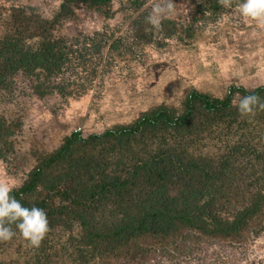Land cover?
I'll return each mask as SVG.
<instances>
[{
  "label": "trees",
  "instance_id": "1",
  "mask_svg": "<svg viewBox=\"0 0 264 264\" xmlns=\"http://www.w3.org/2000/svg\"><path fill=\"white\" fill-rule=\"evenodd\" d=\"M7 2L0 4V103L12 102L18 78L29 99H81L97 78L95 56L108 71L151 70L149 50L173 40L197 45L198 21L235 8L195 0L187 21L166 18L155 30L144 22L149 0H61L49 16ZM79 9L100 18L102 29L66 36ZM116 16L121 22L107 25ZM251 94L264 99V85H231L222 97L188 89L100 133L73 131L53 150L32 140L12 195L43 208L50 231L34 248L13 225L17 235L0 242V264H206L212 246H246L264 221V111L242 117L233 99ZM23 129V115L0 112L6 166L19 158Z\"/></svg>",
  "mask_w": 264,
  "mask_h": 264
},
{
  "label": "rangeland",
  "instance_id": "2",
  "mask_svg": "<svg viewBox=\"0 0 264 264\" xmlns=\"http://www.w3.org/2000/svg\"><path fill=\"white\" fill-rule=\"evenodd\" d=\"M194 2L174 0L176 12L172 17L187 21L192 17ZM14 3L34 7L49 16L61 0H15ZM0 4L8 5V2L0 0ZM77 14V21L65 25L66 36L91 35L102 29L104 22L93 13L79 9ZM120 22L116 16L107 25L114 27ZM195 30L203 37L197 45L185 47L173 40L161 52L149 50L146 59L153 63L151 70L141 67L129 75L120 71L119 65L108 71L103 58L99 61L95 56L94 62H99L94 74L96 81L88 94L78 100L29 99L25 97L28 83L18 78L12 102L0 103V112L8 109L24 116V129L18 141L19 158L9 166L0 162V177L17 185L21 182L22 172L26 170L23 157L32 140L53 150L73 131H80L83 136L100 133L112 125L130 121L149 106L177 98L188 89L222 97L231 85L246 90L264 85V29L255 21L243 19L234 8L218 20L198 21ZM90 64L91 61L85 67L91 71ZM207 254L206 264H264V221L262 230L250 237L246 246H212ZM197 261L192 259L189 264Z\"/></svg>",
  "mask_w": 264,
  "mask_h": 264
},
{
  "label": "clouds",
  "instance_id": "3",
  "mask_svg": "<svg viewBox=\"0 0 264 264\" xmlns=\"http://www.w3.org/2000/svg\"><path fill=\"white\" fill-rule=\"evenodd\" d=\"M224 9H232L247 21H255L264 29V0H217ZM150 12L144 18L145 24L152 29L160 30L162 22L171 18L176 12L174 0H149ZM239 96V94H237ZM242 117H254L257 110L264 111V99L251 94L234 99ZM18 187L15 181L0 177V242L11 241L18 230L30 247L39 248L50 231L47 213L36 206L26 207L15 196L13 191Z\"/></svg>",
  "mask_w": 264,
  "mask_h": 264
}]
</instances>
